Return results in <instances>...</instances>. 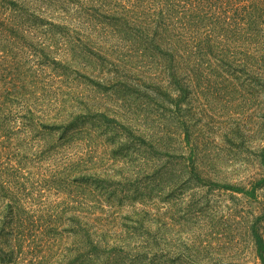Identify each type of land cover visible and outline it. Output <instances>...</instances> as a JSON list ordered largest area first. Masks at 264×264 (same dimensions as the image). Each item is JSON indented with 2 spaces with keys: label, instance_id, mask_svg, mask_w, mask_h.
Listing matches in <instances>:
<instances>
[{
  "label": "trees",
  "instance_id": "1",
  "mask_svg": "<svg viewBox=\"0 0 264 264\" xmlns=\"http://www.w3.org/2000/svg\"><path fill=\"white\" fill-rule=\"evenodd\" d=\"M70 8L74 29L43 16L68 18ZM16 28L49 37L43 63L55 81L70 74L49 58L59 47L97 71L74 70L84 88L35 120H58L47 133L65 142L82 135L86 149L93 135L121 170L74 164L76 172L95 167L67 181L80 200L92 198L89 218L79 215L83 204L67 207L74 216L64 222L60 212L3 202L0 264L25 256L28 264H244L233 250L264 264V0H0V35ZM106 36L122 45H106ZM235 164L251 175L229 178ZM247 185L261 201L229 194L222 212L215 206ZM124 203L122 218L103 216ZM63 223L69 228L57 236Z\"/></svg>",
  "mask_w": 264,
  "mask_h": 264
},
{
  "label": "rangeland",
  "instance_id": "2",
  "mask_svg": "<svg viewBox=\"0 0 264 264\" xmlns=\"http://www.w3.org/2000/svg\"><path fill=\"white\" fill-rule=\"evenodd\" d=\"M71 8L68 10V15H70L68 18L66 12L62 10L43 12V16L53 20L58 26L63 25L68 29H74L77 28L74 27L77 22L71 20L73 12ZM43 30L47 29L43 28ZM82 34L83 32L80 30V35ZM13 35L14 37H10L11 35L6 32L0 35V96L9 100L8 105L0 108V206L7 201L18 202L21 207L29 209V211L44 212L51 217L60 212L64 222H69L74 215L71 210H67V207L76 203L83 204L81 207L83 212L79 215L81 214L82 218H89L92 215L91 212L95 211L91 203L92 198L86 195L80 200L77 191L71 186L72 182L69 184L67 181L73 180L77 174H91L95 167L86 165L87 167L76 172L74 164L84 158L88 161L93 160L97 163L95 166L105 162L101 168H110V170L115 168L113 169L115 173L121 169L110 163V159L105 154L106 147L101 142L96 143L93 135L90 137L94 140L89 144L91 149H86L84 142L81 141L82 135H76L71 141L65 142L59 140V135L55 132L47 133L45 125H53L58 120L35 119L43 113L53 114L59 109V103L65 101L69 104L73 96L72 92H69L70 90L81 91L84 88L82 84L84 79L80 75H75L74 70L85 72L90 76L97 71L90 65L85 66L81 58H65L62 55L65 49L59 47L60 49L53 52L49 58L62 60V65L68 66L70 74L57 78V82L52 74L54 69H51L54 66L50 63L48 67L43 63L45 58L43 52L53 49L49 37L41 36V30L34 33L28 28H16ZM108 44H120V42L111 36H106V45ZM75 54L79 56L77 53ZM127 54L130 55V58H127L130 62L138 64L135 54L131 55L130 52ZM124 70L129 72L126 68ZM125 71L124 75L127 74ZM52 80L57 84L50 82ZM53 92L58 94L54 98L56 103L50 101ZM29 108L33 111V118L29 117V112H27ZM86 143L85 145H88ZM86 154L92 157L88 158ZM231 167L224 172L229 178H233L232 180L238 179L239 173L246 179L251 175V171L244 172L239 164ZM220 176L222 177V175ZM249 191L250 186L247 185L245 191L239 194L231 192L222 194L215 206L219 207L222 212L225 206L230 205L229 194H233L243 201L262 200L260 191L257 190L253 196ZM105 210L107 212L103 216L122 214V218L130 210V206L128 203H124L121 208L114 206L109 209L105 206ZM96 214L98 213L96 212ZM118 217L120 218V216ZM68 228L63 223L56 226L55 232L57 236H63ZM60 245L64 244L58 243L55 247L59 249ZM231 252L236 258H239L241 263L260 264L257 257H254L253 253L248 250L239 252L233 250ZM20 258L24 259H18L15 264H28L27 256Z\"/></svg>",
  "mask_w": 264,
  "mask_h": 264
}]
</instances>
